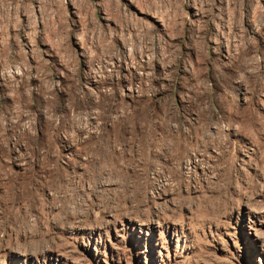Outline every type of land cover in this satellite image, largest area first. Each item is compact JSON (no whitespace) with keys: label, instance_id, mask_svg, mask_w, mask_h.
I'll return each instance as SVG.
<instances>
[{"label":"rangeland","instance_id":"rangeland-1","mask_svg":"<svg viewBox=\"0 0 264 264\" xmlns=\"http://www.w3.org/2000/svg\"><path fill=\"white\" fill-rule=\"evenodd\" d=\"M0 264H264V0H0Z\"/></svg>","mask_w":264,"mask_h":264},{"label":"bare ground","instance_id":"bare-ground-1","mask_svg":"<svg viewBox=\"0 0 264 264\" xmlns=\"http://www.w3.org/2000/svg\"><path fill=\"white\" fill-rule=\"evenodd\" d=\"M23 222V221H22ZM26 224V223H25Z\"/></svg>","mask_w":264,"mask_h":264}]
</instances>
